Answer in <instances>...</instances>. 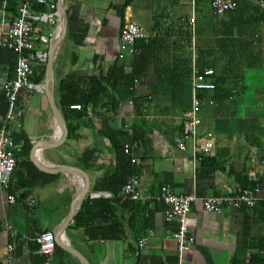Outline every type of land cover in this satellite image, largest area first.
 I'll use <instances>...</instances> for the list:
<instances>
[{"label": "crops", "instance_id": "obj_1", "mask_svg": "<svg viewBox=\"0 0 264 264\" xmlns=\"http://www.w3.org/2000/svg\"><path fill=\"white\" fill-rule=\"evenodd\" d=\"M49 1L56 5L57 0ZM197 1L193 5L192 0H133L127 6V0L65 1L67 25L70 20L71 29L83 40L78 45L68 38L54 65L55 99L69 137L64 143L57 140L60 130L44 82L41 90L21 92L18 106L23 117L19 125H11L19 165L8 189L0 187V264L10 257L15 264H39L42 257L44 264H83L58 244L60 251L50 257L39 248L33 251L38 246L36 237L45 231L53 232L58 241L72 246L91 264H173L179 261L174 238L178 225L165 221L166 205L158 201L164 185L179 195L198 196L191 207L195 244L184 253L183 264H264V0H238V8L223 16L215 14L209 0ZM13 4L0 0V9L6 12L5 18L0 15V37L18 17L20 2L15 10ZM33 6L34 14H43ZM193 15L194 27L190 24ZM128 23L142 26L150 35L136 42L134 53L123 49L120 42ZM226 28L231 32L228 44L214 53L218 39L225 40L220 32ZM36 30L46 36L38 23ZM57 30L58 22L46 36L51 37L48 46L38 43L39 51L50 54ZM186 35L192 38L190 48L181 42ZM149 40L153 44L145 48L147 71L142 81H135L138 90L133 97L108 90L85 113L80 111L82 106L69 108L79 103L62 110L57 88L68 74L105 75L115 64L130 74L134 56L140 52L138 45H147ZM202 50H213L207 63L219 60L232 65L230 77L236 83L229 92L234 95L220 103L213 97L215 90L201 92V97L215 104L200 108L198 136L187 138L186 150H181L176 140L182 137L185 114L193 100V64L200 72L213 70L201 68ZM4 51L0 50V63L10 64L14 77L17 56L14 53L13 62H3ZM185 57H190L191 75L176 84L166 73ZM44 64L37 60L35 70ZM115 94L119 97L113 100ZM6 116L0 117V127ZM205 140L214 142L212 155L201 150ZM132 142L140 144L136 164L124 152V146ZM131 177L140 181L137 200L123 196ZM246 178L254 184L247 188L258 185L261 190L254 208H227L221 213L204 209L206 197L247 189ZM80 192L85 197L64 230ZM8 195L16 198L14 204L8 202ZM89 199L108 204L95 210L87 229L75 225V220ZM17 225L20 235L15 237L8 227ZM142 239L147 244L140 250ZM9 244L15 246L12 254L7 251Z\"/></svg>", "mask_w": 264, "mask_h": 264}, {"label": "built area", "instance_id": "obj_2", "mask_svg": "<svg viewBox=\"0 0 264 264\" xmlns=\"http://www.w3.org/2000/svg\"><path fill=\"white\" fill-rule=\"evenodd\" d=\"M215 14L223 16L226 13L238 8V0H209ZM20 7L18 17L13 20L9 25L7 32L0 37V50L12 51L17 56V62L14 70V77H11L12 66L10 64L0 63V95L5 96L8 101V114L6 120L0 127V187L4 190L8 189L11 179L14 175L17 166L15 150L16 143L12 138L11 125H19L23 117V110L18 106V99L23 90H38L42 89L39 84H34L31 78L35 75V62L38 60L47 63L49 54L39 51L37 48L38 43L46 44L49 39L40 34L36 30L38 22H51L55 23L57 20L54 13L34 14L32 6L46 5L55 8V4H51L49 0H19ZM195 5L196 0H192ZM195 7V6H194ZM0 15L6 17L5 8L0 9ZM196 18L193 15L190 19V24L194 27ZM149 33L140 25L136 23H128L123 28L120 36V42L123 49L134 53L135 45L138 40L148 39ZM214 71L207 69L200 72L197 65L193 64L192 73V88L193 100L190 108L185 114L183 121V134L181 138L176 140L178 147L181 150H186L185 140L198 136L200 126L199 110L205 104H215L212 99L201 97V92L213 91L216 84L211 80ZM69 108L81 109V105H71ZM138 142L127 143L124 146V152L131 157V162L136 164L138 159L135 152L139 148ZM214 142L212 140H205L201 144V150L206 155H212L214 151ZM139 179L131 177L123 188V196L128 199H139L138 186ZM259 186L253 188L243 189L235 194L222 195V196H209L203 200L204 209L210 213H221L227 208L232 209H252L254 208L260 196ZM94 194V196H100ZM198 196L192 195H179L170 186L164 185L161 188V194L158 201L166 205L164 211V218L166 223H177L178 229L174 234L177 242L179 261L173 264H183V255L187 250H190L195 244V236L192 229L196 224L195 218L191 216V207L197 202ZM8 202L14 204L16 198L13 195H8ZM34 203L33 200L30 201ZM20 226H9L8 230L15 235H20ZM22 240H28L25 236H20ZM36 242L39 245V252L42 255L50 257L56 248V236L51 231H45L36 237ZM147 244V239L140 241V250H143ZM15 250L13 244L7 247L8 253L12 254ZM4 264H15L13 258H9Z\"/></svg>", "mask_w": 264, "mask_h": 264}, {"label": "trees", "instance_id": "obj_3", "mask_svg": "<svg viewBox=\"0 0 264 264\" xmlns=\"http://www.w3.org/2000/svg\"><path fill=\"white\" fill-rule=\"evenodd\" d=\"M133 0H127V5H129ZM202 0H198L197 3L199 4ZM14 3V10L17 8L18 0H12ZM17 2V3H16ZM34 9H36L38 12L48 13L50 11L49 6L46 5H34ZM55 9L51 8L50 13H54ZM69 25V41L75 42L76 44H82L83 40L82 38L77 37V34L71 29L70 20H68ZM221 36H224L225 40L222 41L221 39H218L217 45L218 49L214 51V53H218L221 51L220 48L226 47L228 44V36L231 35V32L226 28L222 32H220ZM145 40V39H143ZM144 43V41H142ZM155 42V40H154ZM184 48H190L192 38L190 35H186L183 40ZM153 44V40H149L147 42V45H138V49L140 52L134 56V63H133V71L130 74H126L124 71L123 66L115 64L105 75L95 76H82L75 73L68 74L58 85L57 90H59V104L62 108V110H65L69 104L73 103H79L82 106V109L80 110L82 113H85L87 111V108L91 105L95 106L99 102L102 101L103 97L106 95L108 90H118L117 92L124 91L126 92V97L131 98L134 96L135 90H138L137 87H134V83L136 80L142 81L145 78V72L147 71L148 66V57L149 55L145 52V48L149 47V45ZM190 50V49H189ZM190 56V55H189ZM213 56V50H202L200 51V66L201 68L210 67L213 68L215 75H214V81L216 83V89L213 93L214 99H216L218 102L222 103L230 97H232L234 94L230 93V90L234 89V84L236 83V80L230 77V71L232 70V65L229 62H220L219 60H211L207 63V60H209ZM190 57H185V59H182L180 63H177V65L172 68L171 71H167L168 75L174 77L175 83L179 84L181 82V79H185L190 77L191 75V65H190ZM201 58L205 60L206 62H202ZM1 60L3 62L7 61H15L16 56L12 51H4L1 55ZM202 63V64H201ZM46 63L40 67L38 71L35 70V75L31 78V81L34 84H42L45 79L46 74ZM204 66V67H203ZM166 72V71H165ZM232 86V88H231ZM82 90V92H80ZM121 98H124L122 95H120ZM117 97H119L117 94L115 96H112L113 100H116ZM118 105L117 101L113 105V109L116 108ZM8 101L4 96H0V117L4 118L6 115V112L8 111ZM21 134V135H20ZM20 135V136H19ZM19 136V137H18ZM16 136L15 140L18 141L22 133L20 132ZM17 156V155H16ZM17 165H19V162H17ZM21 167V166H20ZM254 184L252 182H249L248 179H245V188L251 187ZM115 193V192H114ZM108 202L104 200H87L82 208L80 209L76 220L75 225L77 226H84L88 229V222L93 221V215L95 213V210L99 206H107ZM38 246H33L32 250H37ZM60 250L56 245V248L54 250V253H58ZM35 255L32 254V257ZM37 259V258H36ZM44 258L42 257L41 262L39 264H44L43 262Z\"/></svg>", "mask_w": 264, "mask_h": 264}, {"label": "water", "instance_id": "obj_4", "mask_svg": "<svg viewBox=\"0 0 264 264\" xmlns=\"http://www.w3.org/2000/svg\"><path fill=\"white\" fill-rule=\"evenodd\" d=\"M65 1L66 0H57L55 8L56 11L54 12V15H56L57 17V22H58V29L61 27V39L60 42L58 43V45H54L53 43V48L49 54V59L46 65V74H45V79H44V84H43V89L45 90L46 96H47V100L49 103V107H50V111L52 113V116L59 128V130L62 133V143L66 142V140L69 137V131L66 125V122L62 116V114L60 113V110L58 108L56 99H55V94H54V65H55V61L62 49V47L66 44L67 40H68V25H67V17H66V12H65ZM62 10L63 14H64V20H62L60 17V11ZM62 20V22H61ZM55 39V38H54ZM84 193L80 192L77 196H76V200L73 204L72 207V211L70 212L68 218L66 219L65 225H64V230L66 225L68 224V222H70V219L73 217V215L75 214L78 205L80 204V202L83 200L84 198ZM56 244H58L59 246H61L67 253L71 254L72 256L77 257L83 264H91L84 256L77 254L76 251H74V249L72 248V246H65L62 242L58 241L56 238Z\"/></svg>", "mask_w": 264, "mask_h": 264}, {"label": "rangeland", "instance_id": "obj_5", "mask_svg": "<svg viewBox=\"0 0 264 264\" xmlns=\"http://www.w3.org/2000/svg\"><path fill=\"white\" fill-rule=\"evenodd\" d=\"M50 11H51V9H50ZM177 11H179V10H177ZM167 12H169V10ZM38 26H39V28H41L43 30V33L46 36H49L56 29V27H57V20L55 21V24H52L51 22H43V21H41V22H38ZM49 39L51 40V37ZM46 46H48V45L47 44L43 45V47H46ZM35 90H38V89L36 88ZM32 115L35 116V112L34 111H32Z\"/></svg>", "mask_w": 264, "mask_h": 264}, {"label": "bare ground", "instance_id": "obj_6", "mask_svg": "<svg viewBox=\"0 0 264 264\" xmlns=\"http://www.w3.org/2000/svg\"><path fill=\"white\" fill-rule=\"evenodd\" d=\"M59 11H60V16H61L60 18L62 20H64V14H63L62 10H59ZM62 20H61V22H62ZM61 30H62V28L60 27L57 30L56 34H55L54 45H58V43L60 42V39H61ZM61 139H62V133L60 131L59 134H58V136H57V140L59 141Z\"/></svg>", "mask_w": 264, "mask_h": 264}]
</instances>
